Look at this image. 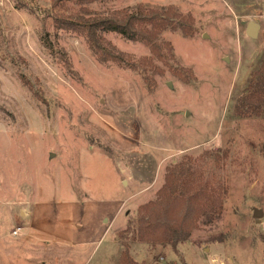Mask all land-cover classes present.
<instances>
[{"label":"rangeland","instance_id":"1","mask_svg":"<svg viewBox=\"0 0 264 264\" xmlns=\"http://www.w3.org/2000/svg\"><path fill=\"white\" fill-rule=\"evenodd\" d=\"M76 1L0 0V264H120L125 251L181 264L136 241L138 209L176 167L226 189L221 216L179 246L185 264H264V109L241 106L264 59V0ZM168 9L160 59L104 36L122 65L53 22Z\"/></svg>","mask_w":264,"mask_h":264},{"label":"trees","instance_id":"2","mask_svg":"<svg viewBox=\"0 0 264 264\" xmlns=\"http://www.w3.org/2000/svg\"><path fill=\"white\" fill-rule=\"evenodd\" d=\"M95 1L97 0L76 2L88 4ZM170 12L168 9L167 12H153L149 15L120 13L110 17L88 18L55 15L53 22L56 30L82 37L99 62L122 65L123 58L107 47L104 36L116 34L122 39L141 43L160 59V35L169 29L177 30V26L172 23L176 17ZM182 26L178 24L183 34L187 35ZM263 76L264 59L259 69L250 76L244 91L246 97L241 104L252 116H259L264 109ZM164 180L156 200L138 209L136 241L140 244L167 247L178 257L181 264H185L179 253V246L189 240L191 233L201 222L211 224L221 216L226 189L224 185L210 181L202 174L181 167L167 170ZM119 263L133 264L126 251L121 254Z\"/></svg>","mask_w":264,"mask_h":264},{"label":"water","instance_id":"3","mask_svg":"<svg viewBox=\"0 0 264 264\" xmlns=\"http://www.w3.org/2000/svg\"><path fill=\"white\" fill-rule=\"evenodd\" d=\"M259 29H260V25L255 23V22H249L247 27H246V35L248 38L250 39H256L259 33ZM171 85L168 84V87H170ZM53 156V155H51ZM258 210L254 211V216L257 217L258 214Z\"/></svg>","mask_w":264,"mask_h":264},{"label":"crops","instance_id":"4","mask_svg":"<svg viewBox=\"0 0 264 264\" xmlns=\"http://www.w3.org/2000/svg\"><path fill=\"white\" fill-rule=\"evenodd\" d=\"M212 264H222L221 262H219L217 259H214L213 261L211 260Z\"/></svg>","mask_w":264,"mask_h":264}]
</instances>
